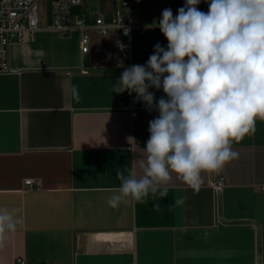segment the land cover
Here are the masks:
<instances>
[{"label":"crops","instance_id":"1","mask_svg":"<svg viewBox=\"0 0 264 264\" xmlns=\"http://www.w3.org/2000/svg\"><path fill=\"white\" fill-rule=\"evenodd\" d=\"M131 2L132 62L145 65L157 43H168L147 26L165 8L175 17L185 0ZM83 8L109 21L115 0ZM48 24L44 17L39 31L12 44V71L0 73V209L22 219L0 247V264H264V120L233 143L238 159L202 174L199 191L173 174L166 190L112 208L117 171L142 174L158 112L135 93H112L124 70L113 32L90 31L82 53L81 32ZM149 91L157 101L165 95Z\"/></svg>","mask_w":264,"mask_h":264},{"label":"clouds","instance_id":"2","mask_svg":"<svg viewBox=\"0 0 264 264\" xmlns=\"http://www.w3.org/2000/svg\"><path fill=\"white\" fill-rule=\"evenodd\" d=\"M204 2L207 12L199 10L201 0H185L175 17L165 8L147 26L158 27L168 43H157L145 65L117 62L124 70L112 93H135L158 116L149 121L142 174L117 171L120 187L107 201L112 208L166 190L173 174L199 191L202 174L238 159L233 143L264 120V0ZM150 88L165 95L157 101ZM17 212L0 209V247L22 223Z\"/></svg>","mask_w":264,"mask_h":264},{"label":"built area","instance_id":"3","mask_svg":"<svg viewBox=\"0 0 264 264\" xmlns=\"http://www.w3.org/2000/svg\"><path fill=\"white\" fill-rule=\"evenodd\" d=\"M85 0H56L53 4L52 21L48 29L64 35L81 32V52L87 53L90 44V31L96 30L103 35L113 32L116 43V60H122L125 67L134 65L132 62V31L134 24L131 19V0H115L114 15L111 20L97 16L94 20L83 8ZM42 17L39 12L38 0H0V73L12 71L10 63L11 46L23 42L27 36H33L42 28ZM125 30H129L125 35ZM117 42L125 46L124 50ZM26 185L35 187L33 179H27ZM214 187L221 191L223 180L213 182ZM21 264L23 261L18 260Z\"/></svg>","mask_w":264,"mask_h":264},{"label":"rangeland","instance_id":"4","mask_svg":"<svg viewBox=\"0 0 264 264\" xmlns=\"http://www.w3.org/2000/svg\"><path fill=\"white\" fill-rule=\"evenodd\" d=\"M38 3H39V12L42 19L45 17L47 20H49V23H51L54 0H38Z\"/></svg>","mask_w":264,"mask_h":264}]
</instances>
